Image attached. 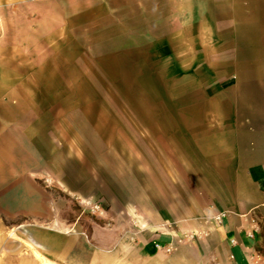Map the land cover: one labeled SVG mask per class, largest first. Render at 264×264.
<instances>
[{"label":"rangeland","instance_id":"374dc122","mask_svg":"<svg viewBox=\"0 0 264 264\" xmlns=\"http://www.w3.org/2000/svg\"><path fill=\"white\" fill-rule=\"evenodd\" d=\"M86 6L0 0V109L34 119L49 198L37 217L0 213L3 238L25 264H169L142 249L141 222L147 188L179 190L178 83L129 34L130 12H77Z\"/></svg>","mask_w":264,"mask_h":264},{"label":"crops","instance_id":"0c3cea01","mask_svg":"<svg viewBox=\"0 0 264 264\" xmlns=\"http://www.w3.org/2000/svg\"><path fill=\"white\" fill-rule=\"evenodd\" d=\"M82 4L88 11L77 12L100 10L120 21L130 12L129 34L157 54L165 78L177 81L178 116L188 117L178 119L185 133L178 193L146 190L151 208L141 222L142 249L154 253L158 246L157 257L169 264H264V0ZM24 114L22 107L0 109V213L11 217L49 209L36 183L45 162L39 135ZM155 195L161 196L156 217ZM4 234L0 220V264H25ZM31 243L32 257L41 258L39 242Z\"/></svg>","mask_w":264,"mask_h":264},{"label":"built area","instance_id":"2783aa9c","mask_svg":"<svg viewBox=\"0 0 264 264\" xmlns=\"http://www.w3.org/2000/svg\"><path fill=\"white\" fill-rule=\"evenodd\" d=\"M157 248H159V247L157 246Z\"/></svg>","mask_w":264,"mask_h":264}]
</instances>
